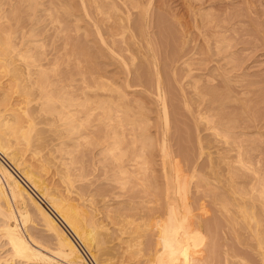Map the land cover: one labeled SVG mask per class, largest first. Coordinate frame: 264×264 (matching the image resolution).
Masks as SVG:
<instances>
[{"label": "bare ground", "instance_id": "bare-ground-1", "mask_svg": "<svg viewBox=\"0 0 264 264\" xmlns=\"http://www.w3.org/2000/svg\"><path fill=\"white\" fill-rule=\"evenodd\" d=\"M32 1L16 0L18 5L10 14L2 12L0 8V152L14 166V169L19 170L20 173L23 172L24 178L39 192L55 213H58L62 222L64 221L70 227V230L80 241L86 237L91 240L92 249L94 243L98 246L106 243L107 235L111 233L108 229H104L105 226H103L101 218L99 219L96 214L97 209H93L96 207L93 206L95 202L92 198L93 193L90 197L93 202L86 203L84 201L86 205L88 203L93 204L92 206L90 204L89 209L81 204V200L85 198L83 199L78 195V199H76L77 195L75 198L73 196L74 193L79 194L81 191L75 192L74 190L73 175L75 173L71 175V165L73 161L75 172H81V168H84L79 165V155L83 151L85 152L84 146L86 148L92 144L98 148L101 146L99 152L108 154L103 159L107 158L105 161L108 160L109 162L106 163L109 164L105 165V163L104 165L112 167L110 170L112 174L107 175L111 177L109 180L112 179L116 183L117 190L120 188L124 193L129 190L134 193L133 196L136 195L140 199L139 202L144 203L151 196L149 195L150 191L158 188L155 182L154 188L153 183L150 182L155 173L152 171V162L149 158L154 148L153 142L157 138L149 133L150 123H148L149 118L146 115L139 112L140 117L145 116L139 120L132 118L133 115L135 116L132 114V117L128 118L126 122L120 121L113 125V108L109 107L107 112L98 115L97 123H92V117L101 105L119 103L117 107L120 110L122 103H125L122 101L123 98L127 97L122 86H114L103 71L98 67L89 65L93 58L108 57L123 68L122 73L126 79L127 87L131 85L132 78L133 81L134 79L138 81L150 77L153 80L154 76L155 84L153 81L151 82L154 84L157 100L159 99L161 103L158 102L162 104L161 113L164 120L163 126H161L163 129L161 128L162 137L159 140V151L164 164L165 199L163 203L157 201L156 205L153 204L152 207H150L151 204L137 203L136 209L139 210V217L146 219L144 221L145 231H142L141 228L143 227L141 226L137 228L131 225L125 226L126 229H130L128 233L142 232L144 235L150 233L154 236V240H152L154 248L152 251L149 249L148 264H167L173 259H176L178 264H257L258 262L264 264V132L262 131L264 129V117L259 119L248 117V121L253 122L256 128L254 132L251 131L252 124L248 126L244 123L241 125V129L235 131L239 128L235 125L239 121L238 115L220 113V111L216 113L218 108L225 106V102L216 106L215 100L206 97L209 92L199 91L194 97V99L196 98L194 103L196 111L194 112L197 113H194L196 114L194 116L196 118L200 157L205 155V149L208 150L206 164L198 166L195 163L194 166L192 165L191 179L196 177L197 180L194 178L196 181L194 185H191L190 178L186 179L187 176L182 174L181 177L176 175L178 165L176 166L173 158H171L172 149L169 143L171 136L168 133L171 111H169L168 106V95H170L171 90H174H170V85L164 83V76L162 77V75L165 72L160 67L159 56L155 51L156 47L154 48L153 45L154 41L152 42L148 37L150 34L148 16L152 10L153 0H149L146 4L139 0H63L58 6L62 7L64 14L67 15V25L62 30L64 55L58 53L54 58H52L53 54L52 57L50 56L51 52L46 50L44 44L37 45L39 41L36 43L35 28L32 27V24L31 27L28 26V22L21 15L22 11L31 8ZM187 2L188 10L194 17L192 18L194 19L193 29H195L194 31L200 40L199 42L196 41L197 45L195 48L192 47L195 50L189 56H187L188 51L183 49L184 46L173 53L174 55H169V62L174 68V78L172 77L175 79L173 80L174 83L179 75L177 72H179L180 66L177 70L179 65L177 63L181 59L186 64L185 67L188 68V71H185L186 69L184 70L183 67L180 69L188 72V75L193 74L195 66L197 68L198 65L209 64L207 67H211V62L215 61V63L217 62L215 65L221 68L222 66H219L218 63L220 61L224 63L227 60L228 66L236 61L233 60L231 52L229 54V50L234 46V39L227 36L230 28L220 21H216L213 17H211L213 19H209L210 15L206 11L207 9L205 10L209 1L201 0L199 3L197 2L198 5L194 0ZM54 8L57 9V6ZM75 9H80L84 16L74 13ZM48 13L53 23H57L59 18H53L54 15L50 9ZM134 13H137L135 19L133 18ZM83 17L87 18L86 24L89 28L88 26L83 27L81 24L84 20ZM168 20L166 12L161 14L157 26L161 28L163 35L169 34ZM178 22L179 27H183V22L180 20ZM235 24L234 28L236 27ZM58 25L61 27L60 24ZM184 28L187 29V27ZM73 31L76 33L74 38ZM191 31L193 32V30ZM141 35L145 36V42L141 40ZM183 39L185 38L183 37ZM193 49L190 48L192 51ZM62 58L66 59L68 63L75 59L74 62L77 65L75 74L69 73L70 70L63 72L61 68L56 66L57 61ZM147 58L150 60L147 62L150 66L152 64L153 70L147 67L146 61L144 62L145 65H137L138 61L142 64V60H148ZM88 62L89 64H86ZM239 66L241 67L240 64H231L230 68L231 70L232 68L237 69ZM172 69H170V74ZM197 69L199 70V68ZM212 69L217 70L218 68L211 67V72ZM227 71L224 69L223 73H220V77L230 72ZM180 72L184 73L181 70ZM77 74H80L78 79L83 80V85L78 86L79 88L76 87L77 84L75 83L78 80L74 77ZM182 75L186 76L185 74ZM182 75H179L180 78H178L181 79ZM225 77L223 78L226 80ZM3 78H6V83H3ZM191 78L193 81L195 80V84L194 88L189 87V90L187 89L188 93L192 90L195 92L194 89L199 88L194 75ZM184 79H188V76ZM189 81L191 79L187 83ZM2 83L5 85L3 86ZM183 86L185 85L183 84ZM226 87L227 94H231L230 86L227 85ZM191 88L192 90H190ZM185 90L182 88L185 99L182 98L184 102L186 101L185 104H188L187 100L190 98L188 99L187 96L192 97L195 94L192 93L193 95L190 96V93H187L188 95H186L187 90ZM172 91L171 93H173ZM113 93H116V97ZM124 105L127 106L126 103ZM140 107L141 110L144 109L143 104ZM127 112L129 111L127 110ZM118 113L117 111V115ZM143 121L145 124L142 123ZM100 126L105 129L99 130ZM202 131L207 132V134L204 135ZM255 132L261 136V141L242 138L244 135L247 136ZM47 133L49 135L53 133L54 139L59 140L58 145L54 147L58 148L57 150L61 152V155H64L60 171L57 169L58 174L65 175L64 182L67 183V187L64 194L49 187L40 174L47 172L49 159H39L40 169L38 170L41 171L40 173L36 167L33 169L27 165L26 162L28 161L24 159L28 152L34 158L39 155V150L46 141ZM54 144L56 145V143ZM99 152L98 155H100ZM39 156L41 157V153ZM93 156L95 157V155ZM49 157L51 156L49 155ZM101 166L104 171L105 166L102 163ZM107 169L110 168L107 167ZM107 169L106 173L108 172ZM199 169L201 172L197 174ZM15 174L0 159V221L2 222L0 238L6 241L11 250V263L16 264L17 261H20L19 264H88L81 249L77 247V244H73L75 241L73 237L65 231L64 226L59 224L42 202L37 200L38 197L32 196L34 193L31 194L30 190L26 189ZM80 175L76 176L80 177ZM184 180L187 184L191 222L182 221L176 211L175 192L177 183ZM128 184L131 185L130 189L127 188ZM82 190L85 191V189ZM201 200H204L205 203L202 204ZM133 203L129 204L132 206ZM34 211L38 212L44 220L46 229L58 239V246L56 249H52V253L37 239L29 236L27 234L29 232H26L27 228L21 227L22 224L27 225V221L33 216ZM155 218H159L160 221L154 222ZM126 221L128 222V220ZM123 229L124 227L121 230ZM121 230V233H126V231ZM204 231H209L214 239L217 235L219 237L216 238H220L216 242L214 239L212 240L210 253H206L207 250L203 246L205 238L208 237L204 235ZM233 240L234 242L240 240L241 243L235 242L236 245ZM193 244H195V253H191ZM240 244L241 246H238ZM135 254L139 258L144 255V252L138 250ZM256 256L259 257L257 262ZM0 259L1 262L10 263L8 262L9 258L2 260L1 257ZM123 260L121 261L124 262L125 260ZM122 262L121 264H125Z\"/></svg>", "mask_w": 264, "mask_h": 264}, {"label": "rangeland", "instance_id": "rangeland-1", "mask_svg": "<svg viewBox=\"0 0 264 264\" xmlns=\"http://www.w3.org/2000/svg\"><path fill=\"white\" fill-rule=\"evenodd\" d=\"M75 1H77V0H75ZM139 1L146 4L149 0H139ZM187 1L186 0L185 1L184 0H172V1L153 0L152 10L148 16V22L150 23V27L148 29L150 34L148 37L151 39L152 42L154 41L153 45H154V48L156 47L155 51L157 52V55L159 56L158 58H159L160 67L165 72V73H163L164 75H162V77L164 76L163 77L164 83L167 85H170V90L171 89L174 90V91L171 90L173 93H171V91H170V93H169L170 95H168L169 96L168 106H169V111H171L170 112V114H171V116H170V118H171L170 119V129H169L168 133L171 136V140L169 141V143L171 145V149H172L171 158H173L172 160L174 161V163H176V166L178 165L176 175L178 177H181V174H182L185 177L187 176L186 179H188V178L191 179L192 172H193L192 165L194 166L195 163H197L198 166H202V165L206 164L207 150H208V149L207 150L205 149V151H206L205 155L203 154L202 155L203 157H200V154H199L200 148H199V144L197 142V130H196V123H195L196 118L194 116L197 114L196 112H194V111H196V109H195L196 107L194 104L196 98L194 99V97H196V94L199 91L200 92L203 91L204 93L209 92V94H206L207 95L206 97L215 100L216 106L219 105V103L225 102L224 103L225 106H221L220 108H218L216 110V113H218L220 111V113L221 112L227 113V114L232 113V115H236V114L238 115L239 121H237L235 123V125L239 128L235 129V131H238L239 129H241L242 128L241 125H243V123H244V125H248V126L252 124L251 126H253V128L251 131L254 132L256 128L254 127L253 122L250 123L248 121V119H249L248 117H251V118L256 117L258 119L260 117H264V0H208L209 2L206 5L205 10L207 9L206 11L210 15L209 19L211 17H213L214 19H216V21H218V22L220 21L222 24H224L230 28V30H229L230 32L229 31L227 32V36L234 39V42H233L234 46L232 49L229 50V54L231 52V55L233 56L232 57L233 60L234 59L236 60L235 62L233 61V63L240 64L241 67L239 66V68H237V69L232 68V70H231L230 65L231 64L235 65V64L231 63L228 66V64H226L227 60H225L224 63H223V61L218 62L219 66H222L221 68H219V67H217L218 65H215V64H217V62L215 63V61H213V63L211 62V67H216V69L218 68L217 70L212 69L213 71L211 72V67H209V66L207 67V65H209V64H207L205 66L198 65L201 67V69H200V67L197 66V68H199V70H198L195 66V68L198 71L194 68L195 71L192 72L193 74L188 75L187 74L188 72L187 73L185 72V71H188L187 70L188 68L185 67L186 64H184L183 60L181 59L177 63V64H179L178 67L176 66L177 70H178L179 66H180V68L183 67L184 70L185 69L186 70L184 71V70H182L183 68L182 69L179 68V72H177V70H176V72L179 73V75L185 74L186 76L182 75L183 77H181V79H179L180 77L177 74L179 78L177 77V81H175V83H174V81H173V80H175V79H173L174 78V76H173L174 68L170 64L171 62H169L170 56H172L173 53L179 51V48L181 46L182 47L184 46L183 49L188 51V52L187 51L186 52L189 53L187 55V56H189L195 50L192 47L195 48V46L197 45L196 41L199 42V40H200L199 36L196 34V31H194L195 29H193L194 27L192 25L194 24V19H192V18H194V17L192 16L193 14L188 10V7H187L188 2ZM196 1L194 0V2L198 5V3L201 0L200 1L198 0L197 1L198 3ZM62 2H63V0H60V3H59V0L58 1L57 0H33L31 8L26 10V11L24 10L21 13L23 19L28 22V26L31 27V24H32L33 25L32 27L35 28V34H36L35 37L37 39L35 37H34V39H36V43L39 41L37 43V45H39L40 43L44 44L46 50L51 52V54H50L51 57L53 54L52 58H54L56 55H58V53H61L64 55V51H63L64 50V37L62 34L63 33L62 30L65 28L64 26L67 25V15L64 14L62 7H59ZM211 3H213V4H211ZM17 5L18 4H17L16 0H13V1L12 0L11 1L10 0H0V8L2 9L1 11L8 13V14L13 12V10L17 7ZM55 6H57V9L54 8ZM11 8H12V10H11ZM49 9H50V12L54 15L53 18H55V17L59 18L57 23L56 22L53 23V20L50 17V14L48 13ZM58 11H59V13H58ZM75 12L79 13L80 15L82 14V16H84L83 12L80 9L79 10L75 9L74 13ZM164 12H166V16L169 19L167 26H170V27H168V29H170V31L172 30L171 32L168 31L169 34L166 33L165 35H163L161 28L159 26H157L159 24V18L161 16V14H164ZM133 16H134L133 17L134 19L137 18V13H134ZM213 18H211V19H213ZM86 19L87 18H84V20L81 22L83 27L88 26L86 24L87 23ZM177 19L180 20V22H183L182 23L183 27L181 26V28L187 27V29L186 28L181 29L179 27L180 24H179ZM229 20H231V22H229ZM192 21H193V23H192ZM232 22H234V23H232ZM58 24H60L61 27H59ZM229 24H231V25H229ZM234 24L236 26L235 28H234ZM88 28H89V26H88ZM231 28H233V29H231ZM180 29H181V31H180ZM191 30H193V32ZM182 31H183V34H182ZM191 32H192V34H190ZM72 35L74 38L76 33L73 31ZM183 37L185 39H183ZM140 38L143 42L146 41V38L144 35L143 36L141 35ZM90 44H92V43H90ZM190 48L193 49V51L190 50ZM36 50H38V49H36ZM168 56H169V58H168ZM187 56H185V57H187ZM63 60H65V61H63ZM74 60L75 59L70 60L69 61L70 63H68V61L66 59L62 58V59L57 61L56 66L61 68L63 72H64V70H66V71L70 70L71 72L69 71V73L75 74V72H77L76 71L77 65L74 62ZM238 60H239V62H238ZM53 61H55V60L53 59ZM142 61H143V63H142ZM142 61H141L142 64H140V61H138L137 65L142 66L144 64V62L146 61L145 63L147 65V67H149L150 70H153L152 64L150 66L148 63L150 61L149 59L148 60L143 59ZM92 63H93V65H91ZM92 63L90 62V64H89V62H88L86 64H89L90 66H93L96 68L98 67V69L103 71L104 75L106 77H108L111 84H113L114 86H122L125 90V94L127 95V97L123 98V100H122L123 102L126 103L127 106L124 105L125 103L124 104L122 103V109L119 110L117 107V105L119 103H105V105H101V107H99V109L96 110L94 116L92 117V123H97L96 118L98 117V115L107 112L109 107L113 108V113H114L113 121H112L113 125H116L120 121L126 122L128 118L132 117V114H135V116L133 115L132 118L140 120V118L145 117V116H142V117L139 116L138 113L142 112L143 115H146V117L149 118V122H148V120H145L146 122L150 123V125L148 124L150 127L149 133L152 134L153 136H156L157 139L159 138L158 141L156 139L153 142L154 148H153L152 153H151L152 155H150V157H149L150 162H152L151 163L152 164L151 165L152 171L155 173L154 177L152 178V180L150 182H151V184L153 183V188H154V182H155V185H157V187H158L157 189L154 188V190L150 191L151 193H149V195H151V196L148 195L149 198L147 199V201H149V200L150 201L149 202L145 201L144 203H142L141 201L139 202L140 199H138V197H136V195L133 196L134 193H131L129 190H128V192H125V193L123 191H121L120 188H119V190H117L118 188L116 187V183L113 182L112 179L109 180V178H111L110 175L112 174V171H110L112 169V167L105 166V165L109 164V163H106L109 161L108 160L105 161L107 158L103 159V157L105 158L108 154L99 152L101 149V146L99 148L97 146H95L94 144H92V145L89 144L90 145L89 148L88 147L86 148L84 146L83 148H84L85 152L83 151V148H82L81 150L83 152L80 153V155H79V159H80L79 165L83 166L84 168H81V172H79V171L75 172L74 171L75 170V164L73 163V161H72V165H71L70 173H71V175L73 173H75V175H73V181H74L73 187L75 188L74 190H75V192L81 191L79 194L74 193L75 195L73 194V196L75 198L77 195L76 199H78V195H80V197H82L83 199L85 198L86 200L85 199L81 200V204H83V206L85 208H88V209L90 208L91 203L87 204V205H89L88 207H86L87 206L86 203L91 202L92 201L91 199L94 198V200H93V201H95L94 205L91 204V206L92 205L94 207L96 206L95 208H93V207L92 208L97 209L96 214L99 217V219L101 218L100 220L104 224L103 226H105L104 229L105 230L108 229V231H110L109 233H111V234L107 235V238H106L107 242L106 243L102 244L101 246H98V245H96V243H94V246L92 249L91 240L88 237H86L85 239L80 241L79 238L76 235H74L73 232L70 230V227L66 223H64V221L62 222V219L60 218L58 213L57 212H56L57 214L55 213V211L52 209V207H50L48 205L46 200L44 198H42V196L39 194V192H37L33 188V186L24 178V176L22 175L23 172L20 173L19 170L14 169V166L9 161L8 162L12 166V168L9 165H7L5 162H3V161L2 162L5 165H7V167H9V169L14 174L16 173L15 175L19 178L20 181H22V183L26 187V189L30 190L29 192H31V194L34 193V194H32V196H34V197L36 196L35 198L38 197L37 200L39 202H42V204L47 208V210L49 212L52 213V215L58 220L59 224L62 227L64 226L63 228L65 229V231H67V233H69L72 237L74 236L75 238H77V240L79 241L81 246L91 254V256L94 258V260L96 261L97 264H121V262H122L121 260H123V259L125 261L123 260L124 262H122V263H125V264H138V263L139 264H148L147 257L150 254V251H152V249L154 248V243L152 241V240H154V236L151 235L150 233H147L144 235V233H142V232H139L141 234H139V233L131 234V233H128V231L130 229H126V227L130 226V225L135 227V228H137L138 226H141V227H143V228H141V229H143L142 231H145L146 229H144V227H145L144 221L146 219L139 217L140 216V215H138L139 210L136 209V207L138 206V204H144V205L145 204L146 205L151 204L150 207H152L153 204L156 205L157 201H158V203H163L164 199H165V194H164L165 180L163 178V176H164L163 174L165 172H164L163 158H162L161 152L159 151L160 150V141L159 140H160V137H162V129H163V127H161V126H163V120L164 119H163V116L161 113L162 104H160L161 102L159 99L157 100L158 97L156 96V90L154 89L155 78H154V76H153V80L151 77L150 78H143L141 80H138L139 82L135 81L136 79H134V81H133V78H132L131 83H130L131 85L127 87L126 79L123 77L124 75L122 73L123 68L120 67L114 60L109 59L108 57H98V58H93ZM213 65H215V66H213ZM193 67H194V65H193ZM202 67H203V69H202ZM170 69H172L171 74H170ZM219 69H221V70L219 71ZM224 69L228 70L227 72H229V71L230 72L225 75L226 77L223 75H222V77H220L221 76L220 73L221 72L223 73ZM180 70L183 71L184 73L180 72ZM180 73H182V74H180ZM192 75H194V79L195 78L197 79L196 84L198 83L197 85L199 87L198 88L199 90L194 89L195 90V92H194L191 88L190 90H192V91L189 92L190 96L193 95L192 93H194L195 95H193L192 97H189V95H188L189 89L188 88L189 87L194 88V84H195V80L193 81L191 78ZM78 76H80V74H77L74 76L78 80L75 82L77 84L76 87L83 85V80L81 81L80 79H78V78H80ZM187 76H188V79H184V78H187ZM223 77H225L227 81ZM178 79H179V81H178ZM190 79H191V81H189V83H187L188 80H190ZM5 80H6V78L2 79L3 83H6ZM151 81H153L154 84ZM181 81H184V83H181ZM3 83H2V85L4 86L5 84H3ZM183 84L186 87L183 86ZM227 85L230 86V88H231L230 89L231 94H227V87H226ZM182 88H183V90L188 89L187 91L185 90L186 95H188L187 98L188 99L190 98L189 100H187L188 104H185L186 101L184 102L185 97L182 94ZM113 95H114V97H116V93H113ZM208 95H210V96H208ZM211 96H213V97H211ZM182 97H184V99ZM191 99H193V100H191ZM142 104L144 106V109L141 110L140 106ZM186 105H188V106H186ZM126 109L129 112H127ZM117 111L119 112L118 115H117ZM244 111H245V113H244ZM194 113H196V114H194ZM145 121H143L142 123L145 124ZM256 123L259 124V122H256ZM39 127H42V125L41 126L39 125ZM98 129L102 131L105 128L103 126H100ZM262 131L264 132V129H262ZM202 133L204 135L207 134V132L205 133L203 131H202ZM54 138H55V136L53 133H50V135H49V133H47L46 141H45V143L43 142L44 145L41 146V149L39 150L41 153V157L39 156L40 155V153H39V155L38 156L36 155V158H34V156L28 152V154L26 153V155L24 156V159H25V161L26 160L28 161V162H26L27 165H30L31 168H33V169H35L34 167H36V170L40 169L39 168V162H38L40 158H42L40 160H44V159L46 160V158H47V160L49 159L48 160L49 164L47 165V168H48L47 172L43 173L39 170H38V172L39 173L41 172L40 174L43 177V180L46 182V184L49 185V187H51L54 190H57L59 193L64 194V192H65L64 190L67 187V185H66L67 183L64 182L65 175L58 174L60 171V167H61L60 166L61 161H63L64 155H61V152H59L57 150L58 148L54 147V146H57L59 143V140L54 139ZM242 138H244V139L247 138L250 140H251V138L253 140L256 139L257 142L262 140L261 136L258 133L256 134V132L251 133L247 136L244 135ZM51 140L54 142H52ZM48 141H50L52 144ZM54 143H56V145ZM52 150H54V151H52ZM97 151L99 152L100 155H98ZM95 152H96V154H95ZM83 153H85L84 156H82ZM47 154H48V156L50 155L51 157L48 158ZM93 155H95V157ZM108 159H111V157H108ZM50 160H51V162H50ZM100 162L103 164V166H105L104 171H103V167L101 166ZM29 163H31V164H29ZM107 167H109L110 169L108 170ZM106 169L108 170L107 173H106ZM200 172H201V169H199V171H197L196 173L198 174ZM109 173H110V175L108 177L107 174H109ZM76 175H80V177H78ZM194 178H196V177H193L191 179V185H194L195 181L197 180V178H196V180ZM130 186L131 185L128 184L127 188L130 189ZM82 189H85V191H83ZM155 189L158 191H156ZM86 190H88V191H86ZM89 191H91V192H89ZM85 192H86V194H85ZM91 193H93V197L90 199V197L92 196ZM81 194H83V195H81ZM89 194H91V195L89 196ZM156 199H158V200H156ZM77 201L79 202L80 199ZM84 201H86V203ZM201 201H202V204L205 203L204 200H201ZM131 202L132 203L134 202L132 204V206H131V204H129ZM175 202H176V211H177V214L179 215V218L184 222H191L190 206L188 204L189 198H188V193H187L186 180L178 181L177 187H176V192H175ZM195 205L197 206V204H195ZM152 213H153V211H152ZM123 214H124V216H122ZM152 218H154V217H152ZM126 220H128L129 223ZM132 221H133V223L135 222L136 224L135 223L133 224ZM158 221H160L159 218L154 219V222H158ZM27 222H26L27 225L25 224L26 226L20 222V225L21 224L23 225V226L21 225V227L23 229L27 228L26 232H29L27 234H29V236H32L35 239H37L41 244H43V246L45 248L47 247L46 249L49 252L52 253V249H56L58 246V239L50 231H48L46 229L45 222L42 219V217L39 216L38 212L34 211L33 216ZM1 223L2 222L0 221V226H1ZM138 224H140V225H138ZM123 227H124V229L121 230ZM120 230L126 231V233H123V232L121 233ZM204 232H205L204 235L208 236V237H206L207 239L205 238V244H203V246L207 250L206 253H208L210 251L211 245L213 244L212 240L214 239V237L211 233H209V231L208 232L204 231ZM217 236H215L216 240L214 239V242L217 241V239H218V238H216ZM1 239L2 238H0V258L2 257V260H6L7 258H9L8 262H10V263H8V264H15V263H11V259H12V257H10L11 250L9 249L8 244L6 243L5 240H3V239L1 240ZM129 241L130 242L132 241V242L130 243ZM230 241H232V240H230ZM244 241H242V244H244L243 243ZM136 242H138V243H136ZM233 242H234V240H233ZM235 242H237V241H235ZM230 243H232V242H230ZM237 243H241L240 240ZM4 244H5V247H4ZM73 244H77V242L74 241ZM206 244H208V246H205ZM132 245H133V247H132ZM194 246H195V244H193V246L191 247V253H195ZM238 246H241V244ZM77 247H79L78 244H77ZM133 248H134V250H131ZM127 249H128V251H127ZM149 249H150V251H149ZM138 250H143V252H144V255L143 256L141 255L139 258L136 257V254H135L138 252ZM8 255H9V257H8ZM131 255L132 256L134 255L135 257L134 256L132 257ZM255 260H256V262H257V260L259 261V257L256 256ZM19 263H20V261L16 262V264H19ZM0 264H7V263H5L4 261L1 262V259H0ZM32 264H35V263H32ZM36 264H39V263H36ZM167 264H178V263L176 262V259H173L171 261H168ZM257 264H261V263L258 262Z\"/></svg>", "mask_w": 264, "mask_h": 264}, {"label": "built area", "instance_id": "built-area-1", "mask_svg": "<svg viewBox=\"0 0 264 264\" xmlns=\"http://www.w3.org/2000/svg\"><path fill=\"white\" fill-rule=\"evenodd\" d=\"M0 159H1V161L5 162L7 165H9L12 168V166L9 164L8 160L5 158V156H4V154L2 152H0ZM73 239L77 242L78 246L80 247L81 252H82L84 258L86 259L87 263L88 264H97L96 261L94 260V258L91 256V254L88 251H86L81 246V244L79 243V241L77 240V238H75L73 236Z\"/></svg>", "mask_w": 264, "mask_h": 264}]
</instances>
